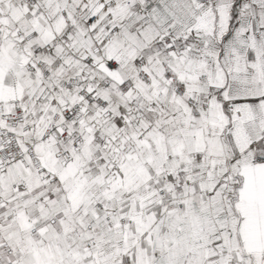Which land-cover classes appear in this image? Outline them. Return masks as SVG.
I'll return each instance as SVG.
<instances>
[{"label": "snow or ice", "instance_id": "snow-or-ice-1", "mask_svg": "<svg viewBox=\"0 0 264 264\" xmlns=\"http://www.w3.org/2000/svg\"><path fill=\"white\" fill-rule=\"evenodd\" d=\"M0 264H264V0H0Z\"/></svg>", "mask_w": 264, "mask_h": 264}]
</instances>
